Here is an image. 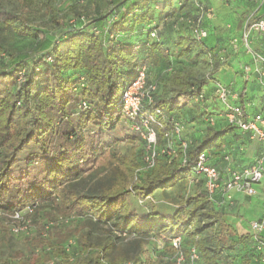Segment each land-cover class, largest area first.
Listing matches in <instances>:
<instances>
[{
    "label": "trees",
    "instance_id": "1",
    "mask_svg": "<svg viewBox=\"0 0 264 264\" xmlns=\"http://www.w3.org/2000/svg\"><path fill=\"white\" fill-rule=\"evenodd\" d=\"M59 2H45L53 27L52 33L43 37L48 41L44 50L16 58L0 39V240L8 232L6 222L16 212L31 207L32 211L23 216L41 227L45 236L37 232L27 241L33 247L49 246L56 253H64V243L72 231L60 223L65 216L89 215L120 233L159 237L162 257L170 264L173 249L169 239L181 235L187 255V232L202 231L203 221L194 229L191 226L197 219L206 218L216 226L211 252L218 254L220 262L231 264L229 253L244 245L251 249L243 251V264H249L251 251L253 264H260L251 233L236 238L230 235L232 228L225 223L221 210L213 206L202 183L189 181L199 153L207 152L210 164L216 166L213 157L220 155L226 134L234 128L241 130L225 119L227 107L215 93L219 81H212H216L212 97L225 106L226 126L214 127L216 118L204 110L199 116L207 127L200 139L192 141L182 131L181 138L188 143L186 164L181 165L182 151L175 138L174 156L160 152L166 142L163 133L171 130L174 121L182 124V108L189 102L197 105L206 100L205 85L209 83L204 78L192 79L182 68L172 72L173 55L195 63L208 54L210 77L226 62L222 48L206 44L209 33L197 40L192 32L201 7L212 5L208 0H84L81 5L77 0L73 4L61 0L65 3L61 8ZM82 14L88 21L83 27L67 26L70 18L79 21ZM207 21L201 24L206 29ZM104 27L106 32L93 31ZM164 28L171 31L168 40ZM0 31H16L41 40L38 29L27 27L18 11L5 7L4 0H0ZM153 31L156 37H151ZM162 63L172 72L167 91H158L157 84L149 79V67ZM141 67H145L147 84L155 86L149 93L151 101H145L142 110L162 124L157 128L154 164L147 169L144 142L124 122L121 111L123 91ZM240 102L243 110L242 99ZM156 109L161 113L156 115ZM124 139L143 142V166L136 180L127 185L111 168L93 187L79 188L77 180L87 173L96 167H111L124 158L118 147ZM225 156L230 154L225 153L222 159ZM172 187H182L177 204L163 198L164 191ZM77 241L92 247L82 235ZM108 250V245L96 249L86 264H101L98 260L104 261L103 253ZM119 261L114 258L105 264H160L151 263L149 257ZM0 264L9 263L2 260Z\"/></svg>",
    "mask_w": 264,
    "mask_h": 264
},
{
    "label": "rangeland",
    "instance_id": "2",
    "mask_svg": "<svg viewBox=\"0 0 264 264\" xmlns=\"http://www.w3.org/2000/svg\"><path fill=\"white\" fill-rule=\"evenodd\" d=\"M46 1L47 0H4L5 7L13 11H18L27 27L38 29V37L41 39L36 40L34 37H28L16 31H0L2 44L10 49L11 55L14 57L28 58L32 53L42 51L47 47V38L43 37L45 35L48 37L47 35L52 33L53 26H51L52 23L48 20L49 18L45 5ZM48 2L51 4L53 0H48ZM215 2L217 4L222 3V7L224 5L222 0H215ZM58 7L64 8L65 3L60 1ZM213 7L215 9V18L220 15L225 19L228 17V14L234 16L233 14L238 13L239 11H237V9L233 10V6L232 8L227 9V11H225V8L223 7L225 12L220 11L219 13V9L215 6ZM242 7H246V3L242 5ZM247 7L248 10L244 11L245 14H243L244 16L239 22L237 28L244 24L249 13L252 14V18L257 19L259 17L255 15L256 11L253 12V4H250ZM235 19L237 21L236 16ZM59 20H61V18H59ZM163 30L166 35L165 38L168 40L167 38L171 35V31L168 28H164L162 31ZM232 34L233 30L227 34V40L231 38ZM206 44L211 46L214 43L208 38ZM251 47L253 50L258 51L255 49V45H252ZM226 57L228 56L224 53L225 60ZM173 60L174 65L172 72L182 68L185 74L191 76L192 79L204 78L205 82L212 80L209 75L211 64L209 63L210 56L208 54L195 63L187 60L182 61L175 55H173ZM172 72L168 71L165 63L154 65L149 67V79L157 84L158 91H167L166 82L168 77H171ZM123 134V132L120 133V135ZM118 147L120 154L124 156V158L108 168L96 167L93 171L83 176V178L77 180L79 188L82 187L88 189L93 187L96 183H99V179L104 177L111 168H114L120 173L127 185H130L136 180V177L138 176L137 171L143 166V142L140 139L131 142L124 139L118 143ZM178 193H182V187L178 190L177 187H172L164 191L163 198L169 203L177 204L180 201ZM65 217V220H62L60 226L69 227L72 234L64 243V253H56L55 250L50 249L49 246L33 247L32 243L27 241V238L37 232L42 236H45L43 229L37 224H32L31 219L28 217H12L10 221L6 222L8 232L4 235V238L0 240V261L6 260L9 264H86L88 259L92 256L91 254L96 249L108 245V252H104L105 254L103 253V255H105V258L103 259L104 261H102L101 258L98 260L101 264L108 263V261L114 258L120 259L121 261V258L126 259V257H149L151 263H166L165 258L162 257V242L157 236H155L157 238H138L134 234L120 233L119 231L114 230L111 224L95 222L89 215ZM200 221H203L205 224L202 226V231H193V233L191 231L189 233L187 232V248H190L192 245L198 247L200 250L198 264H225L224 262L219 261L218 254L211 252L215 247L216 238L214 237L217 234V231H215L216 226L206 218H199V220L197 219L192 224L191 228L194 229V227L201 226ZM50 224L51 223H49V225ZM49 225H45L44 227L48 228ZM14 229H17V231ZM229 231H231L230 235L234 234L232 229ZM81 235L92 244V247H85L78 243L77 239ZM249 248L250 247L246 246L241 247L244 252L249 250ZM236 254V251L229 253L228 258L232 261L231 264H243L244 259H239Z\"/></svg>",
    "mask_w": 264,
    "mask_h": 264
},
{
    "label": "crops",
    "instance_id": "3",
    "mask_svg": "<svg viewBox=\"0 0 264 264\" xmlns=\"http://www.w3.org/2000/svg\"><path fill=\"white\" fill-rule=\"evenodd\" d=\"M208 2L210 5L217 7L219 13L220 11H224L223 7L225 11L233 6V10H239L238 13L233 14L234 16L228 14V17L224 19L218 15L217 18L214 17L207 21L208 38H210L217 48H222V53L228 56L226 57V62L221 65L211 78L225 85L231 92L237 93L238 98L230 100V105L240 106L242 99L243 111L248 118L257 114L262 115L264 118V62L255 59L241 43H230V39L240 34L242 26L237 27L244 16L243 14H245L244 11L248 10V5L253 4V12L256 11L255 15L259 16L258 18L260 19H264V0H222L223 7L221 6L222 3L217 4L215 0H208ZM245 3L246 7H242ZM235 16L237 17V21ZM251 16L252 14L249 13L246 19ZM231 30H233V34L227 40L226 36ZM250 43L251 46L255 45V49L258 50L254 51L264 57V31L252 33ZM245 67H248L249 70H245ZM212 80L205 85L206 100L204 102L197 105L187 102L188 105L182 108L181 121L183 124V134L192 141L200 139L207 127L202 117L199 116L204 110L211 112L212 116L216 118L214 127L223 128L226 126L223 117L226 109L224 105L212 97L214 91ZM225 142L220 155L216 158L213 157L214 160L212 161L220 173V181H224L228 177V166L234 169L249 166L264 150L263 141L251 139L247 132H243L237 128L226 134ZM225 153L230 154L228 161L222 159ZM255 189L256 192L252 196L235 189L227 193L218 189L213 195V206L223 213L225 223L234 232V238L248 233L249 222L260 219L264 215V175L263 179L255 186ZM241 247L242 245H239L236 251L239 259L243 254ZM251 253L252 251L249 253V264L255 262Z\"/></svg>",
    "mask_w": 264,
    "mask_h": 264
},
{
    "label": "built area",
    "instance_id": "4",
    "mask_svg": "<svg viewBox=\"0 0 264 264\" xmlns=\"http://www.w3.org/2000/svg\"><path fill=\"white\" fill-rule=\"evenodd\" d=\"M61 1V0H60ZM68 4H73L75 0H65ZM78 4L84 3V0H77ZM215 17V9L212 6L201 7V11L197 21L194 24L193 36L197 40L204 39L208 35V30L201 24L205 20H211ZM70 18L67 26L83 27L88 21L84 14L78 18ZM106 28H93L95 33L106 32ZM264 31V19L249 17L242 25L239 36L230 39L231 44L241 43L243 47L251 53L255 59L264 62V57L256 53L251 47V34L254 32ZM151 37H156V33L151 32ZM245 70H249L245 67ZM155 86L147 84L145 67H141L136 78L130 82L123 91L121 98V111L124 116V122L128 125L130 130L137 133L140 139L144 142V162L145 168H150L154 164V157L158 149V135L157 128L162 127L161 121L156 116L143 112L142 106L145 101L150 102V91L154 90ZM218 99L227 107L224 114L227 123L237 126L241 130L248 132L251 139H256L264 142V118L257 114L248 118L239 105H230V100L238 98L237 93L231 92L225 85L218 84L215 89ZM85 106V103L82 104ZM157 113L161 111L156 109ZM183 127L180 122L174 121L171 130L163 133L165 139V147L160 152L174 156L176 154L173 143L174 138L180 142L181 165L186 164L187 155L186 149L188 143L182 140ZM224 160L228 161L229 156H225ZM191 174L189 177L190 183H202L204 190L210 200L213 199L214 193L221 189L224 193L231 190L242 191L246 195H254L256 192L255 186L263 179L264 175V150L249 166L234 169L231 166L227 167V178L220 181V173L216 166L210 164L207 152H201L197 156L192 165ZM32 211L31 207H26L24 210L16 212L12 217L20 218L26 213ZM17 231V229H14ZM249 232L251 233L253 248L258 256L259 263L264 264V239L262 238L264 232V215L260 219L252 220L249 223ZM169 244L173 249L170 264H196L200 258L198 247L192 245L187 255L182 248V236L177 235L169 239ZM163 245V243H162ZM122 264H132L127 261Z\"/></svg>",
    "mask_w": 264,
    "mask_h": 264
}]
</instances>
